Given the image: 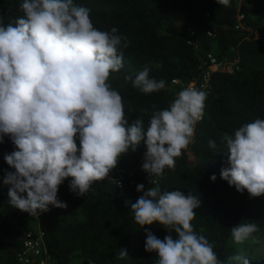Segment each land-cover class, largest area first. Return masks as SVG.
Masks as SVG:
<instances>
[{
  "label": "trees",
  "instance_id": "trees-1",
  "mask_svg": "<svg viewBox=\"0 0 264 264\" xmlns=\"http://www.w3.org/2000/svg\"><path fill=\"white\" fill-rule=\"evenodd\" d=\"M19 190L54 203L0 215V264H27L30 224L36 263L193 264L240 234L238 264H264V0H0V208Z\"/></svg>",
  "mask_w": 264,
  "mask_h": 264
},
{
  "label": "built area",
  "instance_id": "built-area-1",
  "mask_svg": "<svg viewBox=\"0 0 264 264\" xmlns=\"http://www.w3.org/2000/svg\"><path fill=\"white\" fill-rule=\"evenodd\" d=\"M209 60V68L211 71H232V64H226L219 62L212 58L207 57ZM209 79V74L204 73L203 81L201 85L196 84H179L182 88L181 92L176 95L179 99L172 107L171 111L175 117L168 119L165 126L162 129L161 144H167V149L181 146H190L194 141V132L197 125L202 121V112L198 107V98L200 96V90L204 88L205 83ZM173 84L178 85L177 80H172ZM144 158H151L150 156H144L141 159L142 166L145 163ZM159 161L154 160L153 168L159 165ZM116 185L120 188L121 182L116 180ZM43 238L44 235L38 229L36 231L27 230L23 233L22 243L24 252L21 255L25 259L27 264H45V260L41 259L36 263L35 256H39L43 250Z\"/></svg>",
  "mask_w": 264,
  "mask_h": 264
},
{
  "label": "rangeland",
  "instance_id": "rangeland-1",
  "mask_svg": "<svg viewBox=\"0 0 264 264\" xmlns=\"http://www.w3.org/2000/svg\"><path fill=\"white\" fill-rule=\"evenodd\" d=\"M251 33V32H250ZM252 38H256L253 35ZM54 196L50 193L38 190L32 194L26 190H19L14 196L7 198L1 208L0 215L11 212H33L41 213L54 203ZM30 224L27 228L31 229ZM37 228V227H36ZM27 229V230H29ZM250 245L246 238L240 234L233 236L225 250L218 253L205 254L198 257L193 264H238L244 254L245 246ZM259 251L264 252V236L260 240Z\"/></svg>",
  "mask_w": 264,
  "mask_h": 264
}]
</instances>
